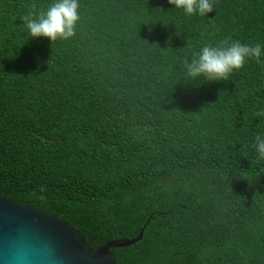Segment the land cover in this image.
<instances>
[{
	"label": "trees",
	"instance_id": "1",
	"mask_svg": "<svg viewBox=\"0 0 264 264\" xmlns=\"http://www.w3.org/2000/svg\"><path fill=\"white\" fill-rule=\"evenodd\" d=\"M0 197L114 264H264V0H0Z\"/></svg>",
	"mask_w": 264,
	"mask_h": 264
},
{
	"label": "water",
	"instance_id": "2",
	"mask_svg": "<svg viewBox=\"0 0 264 264\" xmlns=\"http://www.w3.org/2000/svg\"><path fill=\"white\" fill-rule=\"evenodd\" d=\"M148 218L134 238L91 248L56 215L0 197V264H114L110 249L140 239Z\"/></svg>",
	"mask_w": 264,
	"mask_h": 264
}]
</instances>
